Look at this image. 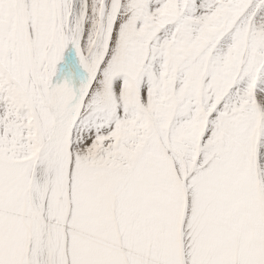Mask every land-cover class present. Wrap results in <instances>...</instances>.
<instances>
[{
	"label": "snow or ice",
	"instance_id": "snow-or-ice-1",
	"mask_svg": "<svg viewBox=\"0 0 264 264\" xmlns=\"http://www.w3.org/2000/svg\"><path fill=\"white\" fill-rule=\"evenodd\" d=\"M0 264H264V0H0Z\"/></svg>",
	"mask_w": 264,
	"mask_h": 264
}]
</instances>
